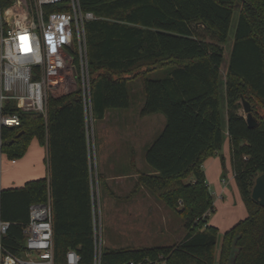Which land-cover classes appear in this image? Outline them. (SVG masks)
<instances>
[{"label":"trees","instance_id":"trees-1","mask_svg":"<svg viewBox=\"0 0 264 264\" xmlns=\"http://www.w3.org/2000/svg\"><path fill=\"white\" fill-rule=\"evenodd\" d=\"M13 3L0 0V10ZM80 3L96 17L86 23L91 110L81 89L50 96L46 116L23 111L13 100L0 106V119H20L19 126L0 122V154L20 160L34 139L48 146L49 154L47 177L0 193L1 218L11 224L5 247L23 255L30 206L50 198L56 264H66L71 249L81 264H94L96 197L105 178L94 168L88 119L96 126L106 112L129 109L128 84L142 78L140 115L163 114L166 126L146 150L152 172H138L131 196L148 190L183 219L186 235L171 246L103 247L101 264H264V206L252 199L255 181L264 174V0ZM237 8L240 16L223 80L224 45ZM161 70L167 76L148 78ZM244 100L258 122L255 128L239 113ZM227 138L248 216L218 246V229L208 223L214 200L204 164Z\"/></svg>","mask_w":264,"mask_h":264},{"label":"built area","instance_id":"built-area-1","mask_svg":"<svg viewBox=\"0 0 264 264\" xmlns=\"http://www.w3.org/2000/svg\"><path fill=\"white\" fill-rule=\"evenodd\" d=\"M95 19L83 11L80 0H14L0 10V106L13 100L23 111L46 116L49 97L70 88L82 90L86 109L91 110L86 23ZM0 122L20 125L18 116H1ZM94 219V264H101L103 241ZM10 227L0 214V264H56L50 198L30 206L22 256L4 245ZM66 264H81L75 250L67 252Z\"/></svg>","mask_w":264,"mask_h":264},{"label":"rangeland","instance_id":"rangeland-1","mask_svg":"<svg viewBox=\"0 0 264 264\" xmlns=\"http://www.w3.org/2000/svg\"><path fill=\"white\" fill-rule=\"evenodd\" d=\"M239 16L240 10L237 8L233 16L229 40L224 45L225 62L221 68L223 80L225 79ZM203 34L205 33L203 32ZM206 39L208 42L211 41V38L208 36H206ZM167 72V70L156 71L150 73L148 78L160 79L165 77ZM69 90L71 89L67 88L59 94L68 93L70 92ZM128 91L132 100L131 109L117 110L115 114H121L124 117L128 116L132 121L144 102L143 79L139 78L130 81ZM239 113L246 117L244 107ZM226 117L225 113V119ZM147 119H156L155 121H157L154 124H147L146 126L150 132L148 135L150 138H148L147 142L150 145L164 130L166 117L163 114H156L148 116ZM104 123L106 122H100L96 126H93L92 120L89 118V134L94 168L98 172H104L106 177L109 178L114 177L116 173H123L124 171L114 172L112 169L101 171L100 169L98 156L101 153L103 145L109 142L106 133L100 129ZM113 130L114 127L110 128L107 136L114 142V139L118 138H116V133ZM125 158L130 162L132 156L128 152ZM136 159L141 167L151 170L142 152H139ZM223 160L225 163L224 166ZM204 171L214 200V211L210 213L208 223L218 229L219 246L224 234L248 216L246 205L235 181L228 139L225 140L222 149L206 161ZM108 183L111 189L115 191V194L119 196H125L131 190L130 180L124 179V182H121V180H110ZM138 193L137 199L118 201L116 197L105 194L104 192H101L99 196L98 192L96 197L97 224L99 234L102 236L103 247L112 249L125 247H161L180 243L186 235L183 219L155 196L147 195L148 193L140 194V191Z\"/></svg>","mask_w":264,"mask_h":264},{"label":"crops","instance_id":"crops-1","mask_svg":"<svg viewBox=\"0 0 264 264\" xmlns=\"http://www.w3.org/2000/svg\"><path fill=\"white\" fill-rule=\"evenodd\" d=\"M167 76V74H166ZM0 94H1V61H0ZM144 94V89H143ZM145 104V94L144 102L139 108L136 117L131 121L128 116H123L121 114H115L117 110L106 112L103 120L100 122H106L100 129L106 133V137L109 142L103 145L101 153L98 156V163L101 167V171L105 169H112L114 172L124 171L123 173H116L114 177H106L104 172H100L105 178V185L101 189H98L99 196L101 192L105 194H110L116 197L118 201H131L137 199L139 193L132 195L133 190L136 186L139 173L146 172L150 173L152 170L143 168L138 163L136 157L139 152H142L145 156L146 150L152 145L154 140L150 145H148V138H150L147 124H154L156 119L148 120V116L141 117L140 112ZM132 107V100H131ZM131 107L129 109H131ZM125 109V110H129ZM156 115V114H154ZM151 116V115H149ZM227 116V114H226ZM127 117V118H126ZM227 119V117H226ZM225 119V125H226ZM149 121V122H148ZM166 126V125H165ZM114 127L116 138L111 140L107 136L110 128ZM165 128V127H164ZM227 133V132H226ZM228 139V138H227ZM229 140V139H228ZM128 147V148H126ZM97 149V148H96ZM132 156L130 162L125 158L126 153ZM48 146H43L39 143L37 139H34L26 153V155L17 161H11L6 155L0 154V193L3 190L22 188L24 185L33 180H38L45 178L49 175V165H48ZM125 168V169H124ZM98 171V170H97ZM124 179L131 181L130 192L125 196H119L115 194V191L111 189L108 181L110 180H121ZM225 182V180H224ZM148 193L147 195L153 196L148 190L142 188L140 194ZM221 245V243H220ZM136 248V247H135Z\"/></svg>","mask_w":264,"mask_h":264},{"label":"water","instance_id":"water-1","mask_svg":"<svg viewBox=\"0 0 264 264\" xmlns=\"http://www.w3.org/2000/svg\"><path fill=\"white\" fill-rule=\"evenodd\" d=\"M244 111L246 113V121L249 128H255L258 124L257 120L253 116L252 107L249 102H242ZM252 199L257 202L260 206H264V174L260 175L256 181L252 190Z\"/></svg>","mask_w":264,"mask_h":264}]
</instances>
